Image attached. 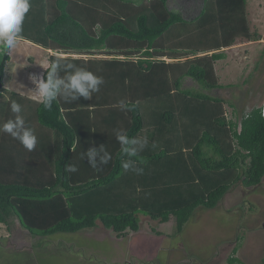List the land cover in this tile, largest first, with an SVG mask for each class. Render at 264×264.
<instances>
[{"label":"trees","instance_id":"1","mask_svg":"<svg viewBox=\"0 0 264 264\" xmlns=\"http://www.w3.org/2000/svg\"><path fill=\"white\" fill-rule=\"evenodd\" d=\"M29 2L20 38L52 51L41 78L46 81V69L59 60L58 78L85 70L104 83L98 92L90 89L87 99L80 94L73 99L62 89L51 109L41 100L26 99L23 130L34 128L30 125L37 121L53 131L52 145L41 135L28 151L10 133H0V223L11 234L9 219L14 218L20 230L41 241L98 222L124 238L139 230L140 216L158 224L174 218L180 233L198 207L213 209L237 184L252 188L264 181L261 107L236 120L227 117L226 101L210 93L222 88L214 65L224 58V48L237 38H262L250 29L246 0H203L196 27L205 38L196 47L182 46L184 55L179 57L188 53L184 61L169 63L149 50H157L166 31L182 21L179 13L167 9L166 0H149L146 6L143 0ZM94 50L113 52L112 57L98 60L97 68L92 59L56 54ZM157 54H163L160 48ZM8 60L0 52V104ZM185 78L198 89L183 87ZM10 94L11 102L23 99ZM120 131L129 138H146L147 146L128 156L116 138ZM90 151L96 155L89 157ZM106 152L111 159L103 163ZM124 162L130 165L127 171ZM70 166L76 171H69ZM48 248L55 257L66 258V250L59 255L62 248ZM237 248L227 264H244L234 255Z\"/></svg>","mask_w":264,"mask_h":264},{"label":"rangeland","instance_id":"2","mask_svg":"<svg viewBox=\"0 0 264 264\" xmlns=\"http://www.w3.org/2000/svg\"><path fill=\"white\" fill-rule=\"evenodd\" d=\"M245 9L250 29L259 31L262 38L251 42L238 38L224 48L225 57L216 62L222 88L210 92L226 101L227 117L236 120L264 102V0H246ZM93 52L56 54L94 61L104 57L99 56L102 52L98 50L96 54ZM49 53L20 38L4 70L0 125L15 116L26 119V99L41 100L36 93L37 83L31 85L29 79L33 76L37 81L41 79ZM190 82L187 79L184 86H190ZM192 85L198 89L194 82ZM12 91L23 97L22 101L16 100L21 105L19 113H12L9 106ZM30 126L34 127L37 140L45 135L51 145L55 142L56 137L49 128L37 121ZM9 221L13 234L0 223V264H102L99 260L105 264H227L235 245L238 248L234 255L244 264H264V181L252 188L237 184L213 209L198 207L180 233L176 232L174 218L158 224L147 216H140L139 230L124 238H117L98 222L95 227L76 233H57L41 241L20 230L14 218ZM152 228L161 235L155 234ZM49 244L62 248L59 255L66 250L69 257H55V253L49 252Z\"/></svg>","mask_w":264,"mask_h":264},{"label":"clouds","instance_id":"3","mask_svg":"<svg viewBox=\"0 0 264 264\" xmlns=\"http://www.w3.org/2000/svg\"><path fill=\"white\" fill-rule=\"evenodd\" d=\"M29 0H0V52L3 55L13 56L18 48L19 38L23 32V23L26 13L29 12ZM61 61L56 60L52 62L47 70V80L40 79L37 81L36 77H30L34 83H37V95L40 97L44 107L51 109L52 101L62 89L70 94L73 99L77 94L83 95L86 99L90 97L89 90L98 92L100 85L104 83L103 78L95 75L91 71L77 70L73 74L61 79L56 73ZM67 67H75V64L68 63ZM123 107V104L121 105ZM12 113H19L21 105L16 101L10 104ZM24 121L16 118L15 122L12 119L7 120L0 125V133L11 134V137L16 138L25 149L32 151L37 145V137L33 129L23 130ZM19 130V131H17ZM116 138L121 145V151L127 153L128 156L133 157L137 155L147 146L146 138H129L123 131L116 133ZM138 145L139 147H135ZM104 151V148H101ZM89 157L96 155L95 152L87 153ZM111 156L105 153L103 163H107ZM95 168V163L92 164ZM130 165L127 162L123 163V168L127 171ZM69 171H76L74 166H70ZM142 172V169H139Z\"/></svg>","mask_w":264,"mask_h":264},{"label":"crops","instance_id":"4","mask_svg":"<svg viewBox=\"0 0 264 264\" xmlns=\"http://www.w3.org/2000/svg\"><path fill=\"white\" fill-rule=\"evenodd\" d=\"M148 1L149 0H143L142 4L145 5V6L149 5L150 3ZM139 3H141V2H139ZM202 4H203V0H166L167 9L169 11H172V12H175V13H179V15L182 17V21L180 23H175L174 25H172L170 27V29L167 30L166 33L164 34V39H162V41L158 44L157 50L160 48L161 49V53H163V54H157V50L153 51L151 48L149 50L152 53H154V55H161V59L164 60L166 63L184 61L185 58H186V55H188V53H185V56H183V57H179L181 55H184V53L182 51L183 50L182 46H186V47L193 46V47H196L195 43H197L198 39L199 38L200 39L205 38V37L201 38L198 35V30H197V27H196L197 26L196 18L199 15V13H200V11H201V9L203 7ZM134 5L137 6L139 4H134ZM25 41H29V40H25ZM29 42H31V41H29ZM31 43H33V42H31ZM193 47H191V48H193ZM173 48H176L177 50L173 51ZM43 49H45V48H43ZM45 50L49 51L50 53H52L51 50H48V49H45ZM98 51L102 52V53H98V54H100L99 56H104V57H101V59H98V60L109 59V58L112 57L110 55V53H113V52H108L107 50H98ZM91 52H93V51H91ZM93 53L96 54V50H94ZM202 54H204V53H199L198 55H202ZM119 57H122V56H119ZM133 59L135 61L136 58L134 57ZM94 62H95V65L98 68L99 64H100V61H94ZM47 65H48V61L46 60L45 67ZM214 69H215V72H216V75H217L216 63L214 65ZM187 79H190V78H185L184 82H186ZM184 82H183V87H185L184 86ZM29 83L31 85H33L34 82H33V80L31 81V79H29ZM190 83H191L190 86L185 87V88H192V86H194V85H192L193 81L190 82ZM26 98H28V97H26Z\"/></svg>","mask_w":264,"mask_h":264},{"label":"built area","instance_id":"5","mask_svg":"<svg viewBox=\"0 0 264 264\" xmlns=\"http://www.w3.org/2000/svg\"><path fill=\"white\" fill-rule=\"evenodd\" d=\"M261 107V114L264 116V102L260 105Z\"/></svg>","mask_w":264,"mask_h":264}]
</instances>
